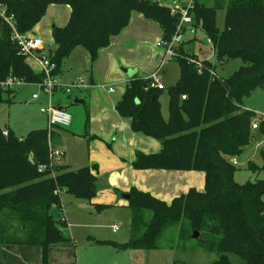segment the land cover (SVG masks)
I'll return each mask as SVG.
<instances>
[{
    "label": "trees",
    "instance_id": "16d2710c",
    "mask_svg": "<svg viewBox=\"0 0 264 264\" xmlns=\"http://www.w3.org/2000/svg\"><path fill=\"white\" fill-rule=\"evenodd\" d=\"M212 3L207 7L201 0L193 1L192 24L183 30L182 37L188 29L199 26L213 42L218 61L239 58L243 65L221 78L209 60L187 53L182 40L173 58L180 67L179 79L166 89L167 120L161 115L159 102L165 88L151 86L147 77L128 80L115 107L120 116L130 120L133 132L153 137L160 144L156 153L136 151L133 169L201 172L204 189L189 188L170 203L131 189L127 202L129 238L123 244L109 243L117 249L159 250L170 246H164L168 234L174 237L177 230V236L184 237L191 231L197 232L211 251L234 254L244 264H264V180L237 184L233 179L237 169L232 163L255 137L264 135V122L259 121L253 130L255 114L243 108L244 98L264 84V0ZM52 4L70 6L66 24L52 28L54 47L47 52L57 77L76 47L84 48L92 63L98 51L127 26L133 11H141L159 24L162 41L171 38L180 17L179 10L171 13L157 0H0L20 33L30 32ZM217 11L224 12L219 32L215 27ZM26 59L10 40L8 26L0 22V81L13 76L27 83L41 82L43 75L34 72ZM13 93L0 90V103L10 102ZM3 130L7 136L2 135ZM51 130H33L18 138L9 128L0 129V247H40L42 264H47L52 245L68 243L49 214L51 206L60 205L54 192L61 188L76 199L89 200L97 190V175L89 167L71 170L54 165L39 172L41 166L49 164ZM259 156L264 169V148ZM248 168L258 167L249 163ZM7 217L20 224L24 238L5 235L2 218ZM214 264L230 263L223 257Z\"/></svg>",
    "mask_w": 264,
    "mask_h": 264
},
{
    "label": "rangeland",
    "instance_id": "374dc122",
    "mask_svg": "<svg viewBox=\"0 0 264 264\" xmlns=\"http://www.w3.org/2000/svg\"><path fill=\"white\" fill-rule=\"evenodd\" d=\"M157 1L172 7L171 0ZM201 2L207 7L213 4L212 0ZM69 15V5H49L30 34L39 38L48 51L54 47L52 28L63 27ZM223 16V11H217L215 27L218 32L223 27ZM162 37L156 21L146 18L141 11H133L127 26L111 38L106 48L98 51L92 63L81 46L76 47L65 60L61 81L58 77L60 83L69 84L82 79L89 84L91 81V84L87 90L54 93L52 97L54 104L61 100V105L71 117L68 127H53L51 130V146L61 152L60 157L54 158V165L69 166L71 170L89 167L98 179L96 194L89 200L76 199L60 188V205L51 206L49 214L68 243L52 245L47 251V264H214L223 257L230 264H244L234 254L209 250L205 241L192 237L191 231L184 237H178L177 230L174 237L168 234L164 246H170L159 250L117 249L109 243L123 244L129 238L131 214L123 195L131 189L149 192L167 203L181 194L178 188L184 182V174L132 168L135 151L156 153L160 144L153 137L133 132L130 120L120 116L115 109L129 80L128 72L134 70L139 77L151 78L158 70L156 83L165 88L159 98L160 112L167 120L166 89L178 81L180 67L175 59L165 56L164 48L159 45ZM182 40V47L187 53L198 60H209L216 66L215 73L221 78L229 77L243 65L239 58L218 61L213 42L199 26L185 31ZM26 60L34 72L40 71L36 62ZM34 94L38 96L36 100L32 99ZM10 98V102L0 103V129L9 128L21 138L46 126V117L41 109L47 102L37 85L27 84L15 89ZM243 106L244 110L255 114L256 120L258 116L264 117V84L244 98ZM262 148L264 135L255 137L253 144L245 147L238 158L232 159L237 169L233 175L237 184L264 180L259 156ZM249 163L258 168L249 169ZM194 182L197 184V181ZM197 186L201 191L204 189L203 179L198 181ZM2 223L7 237L24 238L16 220L2 218ZM62 223L64 226H60ZM112 225L117 226V231L112 230ZM94 241L105 243L96 244ZM7 245L0 254V264H42V255L37 252L39 248H32L29 253L21 246Z\"/></svg>",
    "mask_w": 264,
    "mask_h": 264
},
{
    "label": "built area",
    "instance_id": "2783aa9c",
    "mask_svg": "<svg viewBox=\"0 0 264 264\" xmlns=\"http://www.w3.org/2000/svg\"><path fill=\"white\" fill-rule=\"evenodd\" d=\"M193 1L194 0H171L172 7H169L171 9V13L179 10L180 17L176 26V30L171 38L166 41L161 40L159 44L164 48L165 56L170 59H173L177 55L176 49L182 43L183 30L192 24L190 10L193 8ZM0 22H3L8 26L10 31V40L17 47L19 55L26 57L27 59H32L34 62H36L40 68L39 73L43 75L42 81L39 83H27L24 80L18 79L17 77L9 76L7 79L0 81V90L14 91L15 89L27 84L37 85L40 88V91L48 97L46 105L41 109V113L46 117L47 129L50 131V129L53 127H68L71 123V117L63 108L52 102L54 93L58 92L69 94L72 90H87L90 84L82 79L76 80L75 82H71L69 84L60 83L58 77L54 76L52 73L54 65L51 64L47 58L48 51L45 50L43 42L39 38L30 34V32L20 33L16 28L13 15L7 14L6 8L3 5H0ZM189 62L198 66L195 60H189ZM156 73H153L151 78H149L152 81L151 86L154 87L156 85L158 87H162L160 84L156 83ZM109 91L112 92L113 90L110 88ZM37 98L38 96L36 94L32 95L33 100H36ZM181 99H185V97L181 96ZM257 119L258 120L254 119V122H252L251 127L253 130L258 128L259 121L264 122L263 116H258ZM255 121L258 123H255ZM2 135L7 136V131L3 130ZM60 156L61 152L54 150L49 143V164L47 166H41L39 168V172L51 170L54 166V158ZM58 193L59 190H56L54 195H57ZM117 229V226L112 225L113 231H117Z\"/></svg>",
    "mask_w": 264,
    "mask_h": 264
},
{
    "label": "crops",
    "instance_id": "0c3cea01",
    "mask_svg": "<svg viewBox=\"0 0 264 264\" xmlns=\"http://www.w3.org/2000/svg\"><path fill=\"white\" fill-rule=\"evenodd\" d=\"M191 29H188V31H190ZM207 60V59H206ZM134 71V70H133ZM136 72V71H135ZM37 73H39V72H37ZM62 76H63V72H61V75L59 76L60 77V81H61V78H62ZM134 77H139V76H137V73H135V75L134 76H129V80L130 79H132V78H134ZM90 84H91V81H90ZM56 94H58V92L56 93ZM43 96H44V98H45V103L47 102V97L43 94ZM58 106H60L61 108H63L64 109V107L61 105V100L60 99H58V102L56 103ZM65 110V109H64ZM45 124H46V126L43 128V129H45V128H47V121L45 120ZM136 152V151H135ZM134 156H135V153H134ZM133 161V160H132ZM172 172H180L181 174H184L183 176H184V182H183V184L181 185V187L180 188H178L179 190H181V194H183V193H185L189 188H196V189H198V191H201L198 187L199 186H197L198 185V181L199 180H201V179H203V181H204V175H203V173H201V172H196V171H185V172H182V171H172ZM177 174V173H176ZM194 174H196V175H194ZM98 179V178H97ZM194 181H197V184H193V183H195ZM147 191H149V190H147ZM149 193V192H148ZM180 194V195H181ZM179 196V195H178ZM175 197H177V196H175ZM174 197V198H175ZM156 198V197H155ZM158 199V198H157ZM159 200H161V199H159ZM162 201H164V200H162ZM128 202V201H127ZM165 202V201H164ZM6 246H8V245H3V246H1L0 247V254L1 253H3V251H4V249H6L7 247ZM22 248H26V249H22V250H24V251H28L29 250V253H30V250H32V248H35L36 246H21ZM29 248V249H28ZM37 248H39V250L40 251H37L39 254H41V248L40 247H37ZM35 253H36V251H35ZM9 261V260H8Z\"/></svg>",
    "mask_w": 264,
    "mask_h": 264
},
{
    "label": "water",
    "instance_id": "95a60500",
    "mask_svg": "<svg viewBox=\"0 0 264 264\" xmlns=\"http://www.w3.org/2000/svg\"><path fill=\"white\" fill-rule=\"evenodd\" d=\"M128 73H129V76H134L136 72L132 70V71H130ZM81 102L82 101H76V103H81ZM123 198L128 201L129 198H130V196L128 194L127 195H123ZM192 237L195 238V239H197V240L200 239V236H199V234L197 232H193Z\"/></svg>",
    "mask_w": 264,
    "mask_h": 264
}]
</instances>
